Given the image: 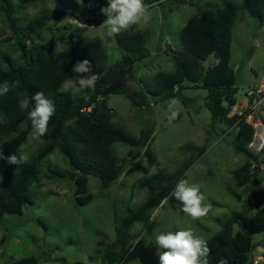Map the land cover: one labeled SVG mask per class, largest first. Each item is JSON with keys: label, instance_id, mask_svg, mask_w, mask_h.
Instances as JSON below:
<instances>
[{"label": "rangeland", "instance_id": "obj_1", "mask_svg": "<svg viewBox=\"0 0 264 264\" xmlns=\"http://www.w3.org/2000/svg\"><path fill=\"white\" fill-rule=\"evenodd\" d=\"M7 1L8 4L0 0V70L7 69L6 57L15 66L25 64L7 9L11 10L19 31L43 14L64 10L67 17L63 21H46L38 36L34 31L28 33L38 44L55 41L56 50L60 52L69 48L64 41L70 39L76 29H81L82 45L88 49L96 68H108L124 54L116 44L115 33L110 34L106 27H102L103 24H88L93 19L89 6L98 7L100 0H40L22 10L19 8L20 0ZM195 1L199 8L211 11L224 8L226 3L235 6L243 3V0ZM197 12L195 7L176 5L175 2H164L160 6L154 4L147 8V15L140 24L119 32L121 36L142 32L149 52L147 58L136 64L135 79L128 80L127 86L153 87L159 74L174 71L171 52L182 49L180 33ZM212 60L210 57L206 65ZM230 66L238 88L236 104L230 115L241 114L249 105L247 93L259 84L264 75V23L260 26L259 21L243 9L237 13L232 29ZM76 79L78 74L74 72L62 90L75 97L89 96L93 87L77 91L78 86L73 83ZM181 95L183 101L149 98V108H136L124 92L109 94L108 106L117 128L139 137L151 122L155 124L150 144L154 163L148 162L145 150H132L129 146L114 143L113 154L124 166L123 175L109 189H103L98 178L89 177L88 190L92 201L79 206L71 180L74 171L58 150L53 151L41 163L40 178L31 186L33 204L25 207L22 215H10L0 220V264H12L30 257H35L38 264H107L105 249L98 243H113L117 221L146 201L148 187L142 182L157 174H182L187 162L193 159L196 161L184 171L180 180L199 185L205 196L202 204L211 205L209 213L193 219L182 211L181 203L173 207L164 201L149 220L152 226L136 223L129 229L127 249L133 251V255L120 264H159L158 247L154 243L155 235L160 232L190 229L196 236L208 240L223 228L233 213L253 217L258 206L264 210V102L247 114L246 119L256 129L249 148L261 162L258 176L262 183L255 188L251 183L240 186L234 178V172L243 167L247 157L235 150L237 130L230 129L225 122H213L211 111L206 107L207 91L184 89ZM172 111L177 113L174 119L171 118ZM53 137L50 129L39 139L30 133L19 148L28 157L25 163L33 161ZM201 148L205 153L200 156ZM19 150L15 155H20ZM19 167L20 164L12 165L8 161L0 164V183L5 176L19 171ZM254 168L251 169L255 171ZM53 171L64 176L52 179ZM251 193H254L257 204L254 210L248 206ZM234 230L237 232L239 228L234 226ZM253 240L257 245H264V234L255 235ZM263 252L254 250L250 261L264 264Z\"/></svg>", "mask_w": 264, "mask_h": 264}, {"label": "trees", "instance_id": "obj_2", "mask_svg": "<svg viewBox=\"0 0 264 264\" xmlns=\"http://www.w3.org/2000/svg\"><path fill=\"white\" fill-rule=\"evenodd\" d=\"M40 0H20V10L29 4ZM8 4L7 0H4ZM164 2L189 5L198 12L191 17L180 33L182 49L173 51L172 61L174 71L161 73L156 77L153 87L145 89L126 85L128 80L135 79V66L148 57L146 39L142 32L136 31L121 36L115 33L117 46L124 54L108 68H96L88 49L82 45L81 29H76L70 36L72 44L66 51L57 52L55 41L38 44L34 36H27L34 31L40 35L48 20L63 21L67 17L64 10L51 14H43L31 21L23 31L16 29L12 12L7 9L8 18L17 44L22 52L24 65L15 66L9 58H5L6 70H0V83L7 82L10 90L0 96V151L5 157L15 154L27 141L32 131L28 113L34 107L33 95L42 91L46 97L54 102L56 112L49 121V129L54 134L48 143L29 163L20 164L19 171L5 176L0 183V220L10 215H22L25 207L32 205L30 189L40 178L41 163L55 150H58L74 173L71 180L75 185V200L77 205H86L92 201L88 190V178H98L103 189H109L119 181L124 173L123 164L113 154L112 146L120 143L139 151L145 150V156L150 164L154 163V156L150 152V144L154 135L155 124L151 122L140 132L139 137L126 133L113 123V114L108 106V96L104 92L111 87L121 85L131 103L136 108H149V98L155 100H182L184 89H203L207 91L206 107L211 111L213 122H225L230 129H236L235 150L247 157L243 167L234 172L238 185L251 183L258 188L262 183L258 176L261 162L249 146L252 144L256 129L247 123L244 109L241 114L233 113L236 104L235 73L230 66L232 29L235 18L240 9L246 10L250 16L256 18L260 26L264 23V0H243L241 6L231 3L224 4V8L211 11L199 8L195 0H144L146 8L151 5H162ZM107 6V0H100L96 8L89 6L92 21L90 26L103 24L106 16L101 8ZM29 42V45H28ZM210 57L213 60L206 65ZM88 60L92 70L98 75L89 96L75 97L63 91L64 83L74 76V67L78 61ZM247 96V95H246ZM29 101L28 108L20 106V100ZM183 101V100H182ZM26 128L23 129V126ZM5 139H8L5 142ZM205 149H199L198 155H203ZM196 160H190L182 170V174L170 176L154 175L146 178L142 184L148 187L149 196L138 208L129 210L128 214L117 221L116 240L103 246L107 264H120L131 259L133 251L127 249L128 231L136 223L148 224L155 209L164 201L176 207L181 202L171 196L176 184L183 173ZM7 159L0 160V164ZM255 167L253 171L251 168ZM64 174L51 172V178H62ZM257 205V204H256ZM255 196L251 193L248 198L250 210L255 208ZM234 226L239 230L235 232ZM264 234V210L258 211L253 217L240 213H233L223 228L207 241L210 249L209 264H253L250 261L252 252L258 251L260 246L253 240L255 235ZM264 255V252L262 253ZM12 264H38L35 257L21 259Z\"/></svg>", "mask_w": 264, "mask_h": 264}, {"label": "clouds", "instance_id": "obj_3", "mask_svg": "<svg viewBox=\"0 0 264 264\" xmlns=\"http://www.w3.org/2000/svg\"><path fill=\"white\" fill-rule=\"evenodd\" d=\"M101 13L107 18L102 27L108 32L119 33L133 25H138L147 15V8L144 0H107V6L101 8ZM78 74V79L73 80L77 85V91H84L94 87L98 75L92 70L90 61H78L73 69ZM10 85L5 81L0 83V96L9 92ZM32 100L34 107L28 113L31 121L33 138L39 139L49 133V121L54 116L56 108L54 102L45 96L42 91L36 92ZM22 108H28L27 99L20 100ZM175 104V101L172 102ZM171 109V105H170ZM177 113L171 112V118ZM19 150V149H18ZM20 155L15 154L5 157L0 151V160L7 159L9 164H23L28 160L20 150ZM171 196L182 204V211L193 219L205 217L211 205L202 204L205 200L199 185L189 183L187 180H180ZM158 247L159 264H209V247L207 241L196 236L192 230L160 232L155 235V243Z\"/></svg>", "mask_w": 264, "mask_h": 264}, {"label": "built area", "instance_id": "obj_4", "mask_svg": "<svg viewBox=\"0 0 264 264\" xmlns=\"http://www.w3.org/2000/svg\"><path fill=\"white\" fill-rule=\"evenodd\" d=\"M247 98L249 105L247 106L246 110L250 111L251 113L257 110L258 107L264 102V75L262 76L259 84L249 90L247 93ZM255 263L257 264L258 262L255 261Z\"/></svg>", "mask_w": 264, "mask_h": 264}, {"label": "water", "instance_id": "obj_5", "mask_svg": "<svg viewBox=\"0 0 264 264\" xmlns=\"http://www.w3.org/2000/svg\"><path fill=\"white\" fill-rule=\"evenodd\" d=\"M31 35V33H28L27 36L29 37ZM64 43L68 44V45H71L72 44V40L71 39H67L64 41ZM123 87L121 85H116L114 87H111L109 90H107L106 92H104V96H108L109 94L113 93V92H116V91H119L120 89H122ZM259 252L261 251H264V247H259L258 248Z\"/></svg>", "mask_w": 264, "mask_h": 264}]
</instances>
